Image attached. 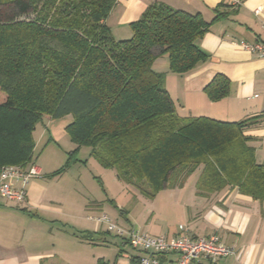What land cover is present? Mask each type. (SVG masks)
Returning <instances> with one entry per match:
<instances>
[{
  "label": "trees",
  "instance_id": "1",
  "mask_svg": "<svg viewBox=\"0 0 264 264\" xmlns=\"http://www.w3.org/2000/svg\"><path fill=\"white\" fill-rule=\"evenodd\" d=\"M115 2L0 0V169L32 167L35 124L71 115L66 132L75 151L87 147L144 197L182 186L199 168V190L237 186L264 201V164L244 135L257 117H181L165 73L152 67L165 56L174 74L194 70L207 58L197 41L210 23L154 4L130 23L129 38L116 40L104 23ZM205 92L219 100L229 95L230 82L216 75ZM73 153L48 177L64 172Z\"/></svg>",
  "mask_w": 264,
  "mask_h": 264
},
{
  "label": "crops",
  "instance_id": "2",
  "mask_svg": "<svg viewBox=\"0 0 264 264\" xmlns=\"http://www.w3.org/2000/svg\"><path fill=\"white\" fill-rule=\"evenodd\" d=\"M154 4L199 14L210 23L197 41L207 58L194 70L174 74L165 56L153 62L155 71L165 73V88L177 114L227 122L257 117L258 124L244 135L257 163L264 164V57L239 47L241 41H264V0H116L104 23L114 39H127L132 35L130 23ZM218 13L221 16L214 19ZM216 75L229 80L230 93L212 101L205 87ZM33 166L43 173L40 165ZM199 175L198 168L182 186L164 188L147 199L131 195L117 202L103 188L98 196L88 195L91 204L82 210L75 209V183L51 189L49 182L54 181L34 178L25 202L0 198V264H134L143 252L91 219L100 213L122 227L151 235L176 234L179 225L193 236L217 233L235 249L234 255L217 262L203 259L194 264H264V201L241 193L237 186L204 192L197 188ZM116 180L122 191L130 188ZM176 258L172 252L160 255L162 264H174Z\"/></svg>",
  "mask_w": 264,
  "mask_h": 264
},
{
  "label": "built area",
  "instance_id": "3",
  "mask_svg": "<svg viewBox=\"0 0 264 264\" xmlns=\"http://www.w3.org/2000/svg\"><path fill=\"white\" fill-rule=\"evenodd\" d=\"M255 15L259 10H254ZM264 30V19L260 21ZM239 47L243 50L264 57V41H241ZM39 170L32 166L27 170L10 166L0 169V198L21 204L26 201V189L32 178L40 177ZM97 224L104 225L106 230L123 238L133 249L142 251L134 264H162L160 255L175 253L174 264H194L200 260L217 262L235 254L232 246L225 245L217 233L207 236H193L184 225L178 226L176 234L151 235L134 227H122L115 223L105 213L91 217Z\"/></svg>",
  "mask_w": 264,
  "mask_h": 264
},
{
  "label": "rangeland",
  "instance_id": "4",
  "mask_svg": "<svg viewBox=\"0 0 264 264\" xmlns=\"http://www.w3.org/2000/svg\"><path fill=\"white\" fill-rule=\"evenodd\" d=\"M71 120V115L58 118L44 117L35 124L33 132L35 140L33 151L34 162L40 165L43 171L40 177H36V179L45 178L46 180L54 181L49 182L52 183L51 189H54L56 186L64 187L65 185L74 187L72 184L75 183L76 196H74V199L76 201V210H82L84 204L85 206L87 204L90 205L91 202H89L88 195L98 196L103 193V188L108 191L109 196L115 197L117 202H123L124 198L131 195L147 199V197H144L129 185L130 188L126 187V191H122L118 186L115 171L101 166L95 159L90 157L87 147L83 146L75 151L76 146L71 142L66 132V126ZM72 151L74 152L73 156L75 159L70 162L68 168L59 175L52 178L48 177L51 172L46 174L45 171H54L62 167L69 153ZM68 195L74 194L70 192ZM63 197H67V195Z\"/></svg>",
  "mask_w": 264,
  "mask_h": 264
}]
</instances>
